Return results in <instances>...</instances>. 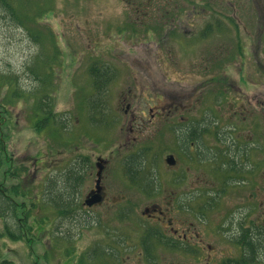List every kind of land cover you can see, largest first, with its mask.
I'll use <instances>...</instances> for the list:
<instances>
[{"label": "rangeland", "instance_id": "1", "mask_svg": "<svg viewBox=\"0 0 264 264\" xmlns=\"http://www.w3.org/2000/svg\"><path fill=\"white\" fill-rule=\"evenodd\" d=\"M234 4L233 11L226 0H0V185L9 194L10 188L20 182L26 195L16 198L24 207L23 211L17 210L20 222H6L12 232L20 229L22 239L12 241L0 236V262L146 264L138 256L144 229L153 227L164 234L160 223L141 215L150 203L167 209L175 226L192 223L203 244L209 241L216 249H227L222 236L213 230L219 220L216 223L211 218L224 210L208 211L205 196L214 179L209 177V143L227 136L235 141L253 138L262 142L261 174L255 175L262 177L264 214V0ZM208 25L211 32L202 37ZM201 54L226 63L239 58L251 63L258 59L262 64L260 112H255L258 107L253 85L238 81L243 70L230 68L228 74L248 96L251 106L248 112L237 113L229 121L227 110L231 116L233 109L223 106L216 114L221 119H215L209 113V85H205L209 74L199 75L192 67L201 63ZM94 63H111L118 69L108 97L101 98L102 105L107 102L108 110L124 106L119 102L122 96L139 97L140 107L146 109L154 105L159 90L188 97L184 105L192 111L185 114L189 122L204 121L208 126L198 136L199 146L177 152L170 143L174 141L172 132L154 121L146 125L134 123L132 134L120 129L121 117L110 128L98 123V109L90 108L97 105L90 104L95 95L89 75ZM33 65L42 66L48 75L40 84L31 74ZM7 78L17 79L16 91ZM44 94L50 96L55 113L48 127L37 123L33 105ZM137 105L134 99L131 108ZM255 121L260 124L254 130ZM209 122H218L219 128L209 126ZM126 137L140 142L121 144L120 150L118 144L107 143L125 141L122 139ZM75 146L79 152L74 151ZM109 149H114L112 162L118 166L126 155L143 151L141 172L148 180L153 175L160 186L161 192L156 195L131 194L130 221L114 220L107 208L86 210L80 205L84 193L94 185L95 155H107L105 151ZM169 154L176 160L173 167L164 161ZM72 156L89 159L84 162L87 178L76 195L77 207L69 208L66 215L59 214L53 204L45 201L44 190L53 188L48 195L62 190L63 172L76 162V158L71 162ZM118 166L115 169L119 172ZM15 172L21 175V181ZM122 184L117 181L118 190ZM245 187L240 190L243 197L253 191ZM168 193H174L176 199L172 201ZM183 199L184 206L179 208L178 202ZM168 201L172 202L167 204ZM229 201L237 200L230 194ZM122 205L118 201L117 206ZM2 230L0 224V234ZM157 251L158 264H197L193 256L177 258L161 247ZM111 252H117L116 258L110 257ZM230 254L216 255L209 264L213 260L222 264L227 259H238ZM256 264H264V254Z\"/></svg>", "mask_w": 264, "mask_h": 264}, {"label": "flooded vegetation", "instance_id": "2", "mask_svg": "<svg viewBox=\"0 0 264 264\" xmlns=\"http://www.w3.org/2000/svg\"><path fill=\"white\" fill-rule=\"evenodd\" d=\"M226 1L227 5L234 11V3L243 0ZM208 29L207 27L206 32L209 31ZM184 32L186 33V30H184ZM201 56V63L192 64V67H194V71L199 75L203 72L209 74V77L205 80V85H209V113L214 115L215 119H221V117H217L216 114L219 113L223 106H226L227 109L228 107L233 109L231 116L229 110H227L228 121L237 113L245 114L251 106L248 96L239 88L240 86H238L239 84L237 81L232 80L230 74H228L230 68L236 69L237 71L243 70V74L238 77V81L243 83L249 81V83L253 85L255 89L254 96L256 97V99L254 98L256 103L255 107H258V111L255 112H260L261 101L259 94L262 84L260 80L262 64L258 59L251 63L244 58H239L235 60L234 63H226L221 59L204 58L202 54ZM98 66L101 71H109L106 77V79H108L107 83L101 84V86L105 88L103 98H106L112 89L110 85L117 76L118 69L111 63H98ZM103 66H105V68H103ZM163 66L165 67V65ZM130 92L129 89V93ZM158 94L159 97L156 98L158 104L155 102L153 106H149L147 109L140 107V98H135L136 96L129 98L128 96H122L119 102L120 104L123 103L124 106L119 105L120 107L117 109L112 108L113 110H108L107 102L104 101V105L101 107L98 106L97 108L99 115L97 122L110 128L116 126L119 117H121L120 129L123 130L124 133L126 130L128 134H132L134 132V123L146 125L145 122L154 121L158 122L160 126H167L166 128L172 132L174 141H170V143L177 152H185L187 148L192 150L199 146V141L187 140L186 137L187 130L191 128L192 125L195 127L197 124V121L189 122L188 115L185 116L186 113H192L190 108L184 105L188 97L182 96L181 93L165 90H159ZM232 96L233 98H231ZM134 99L139 105L132 109L131 102ZM238 108H240V110H238ZM108 112L112 115L108 116ZM245 118L246 117H243V120ZM200 122L204 123V121ZM211 122H209V126L213 127L218 125V122H213V124L210 125ZM257 124L259 126L260 123L255 121L254 130L257 128ZM126 125L127 129H125ZM215 128L219 127L216 126ZM239 139H243V141L231 140L230 137L227 136L225 138H217L216 141H212L213 143H209V177L214 179L209 182V189L205 192L207 199L206 207L208 211L218 208L224 210L222 213H214L211 218L213 221L215 220L216 223H218L217 220H219L217 228L213 230L215 234H220L222 236L223 241L227 244V249H216V246L209 244V241L203 244L201 234L197 232V230H194V225L192 223H183L180 226H175L170 217V212L167 209H163L158 203H150L144 206L141 215L142 217L152 220L154 223H160L164 234L153 227L144 229L139 242L140 250L138 251V256L141 259L144 258L146 264H158L160 255L157 248L159 247L170 252L172 251L177 258H181L183 255L193 256L196 258L197 264H209V259H215L214 257L216 255L223 257L231 255L230 253L238 256V258H253L252 261L249 259V262H247L248 264L258 263L259 257L263 254L264 214L260 191L262 177L260 175L256 176L255 174H261L262 142L256 141V139L253 138ZM122 140L125 141H107V143L110 142L112 145H114V143L116 145L118 144V149L120 150L121 144L127 145L129 143L133 144L140 142L128 141L129 139L127 137ZM132 140H135V138ZM74 151L79 152L80 148L75 146ZM142 152L143 151L137 152L135 156H131L130 154L126 155L121 161L120 166L112 162L114 158V149H109L108 152L105 151L107 155H103L102 152H100L99 155H95L94 166L96 170L94 185L88 192L85 191L86 193H84L82 203L80 204L81 207L86 210L101 207L107 208L111 210L109 215H111L114 220L126 219L130 221L131 204L128 198L131 199V194L136 192L142 195H156L161 192L160 186L155 181V177L152 175L148 180L141 172ZM168 156L173 158V165L166 163V158ZM71 158H73L71 162L75 160V158L76 162L70 164L64 172L62 171L63 177L61 183V195L63 200H65L62 205L69 208L72 206L77 207V205H74L77 200L76 195L79 193V188L86 182L87 178V168L84 166V162L89 160L87 157L82 156H72ZM164 161L170 167L176 164L173 154L167 155ZM35 164H37V161H35ZM115 166L119 167V172L116 171ZM15 174L21 181V175L18 176V172H15ZM75 176H77L80 181L78 184H76ZM97 179L99 180V192L97 194L99 202L87 206L85 201L92 191L95 190ZM118 180L123 182L120 190L117 188ZM19 184L20 182L12 186L9 190V194L6 192L7 188L4 185H0L3 209L6 210L8 206L11 207L10 203L15 209L13 216L9 214L10 212L8 215L6 212L1 213L0 224L3 226V233L7 220L13 219L19 223L21 219L20 213L19 216H17V210H20L22 204L16 202V198H21ZM16 186H18L17 193ZM245 186L253 188V191H250V193L243 197L241 195L242 191L240 190L246 188ZM119 191H121V193ZM10 193L14 198L11 197ZM118 193H120L119 197ZM198 193L199 192L195 190L194 194L197 195ZM230 194H232L234 201L237 200L236 202L230 203ZM168 196L169 198L171 197L172 201L176 199L174 193H168ZM163 199L165 200L166 198L164 197ZM256 199L258 200L256 203L252 202ZM118 201L123 205L120 207L117 206ZM124 201L126 202L122 203ZM172 201H168L167 204H170ZM6 204L8 206H6ZM178 204L179 208L184 206V199L178 202ZM18 207L19 209H17ZM12 233L14 237H18L16 240L19 241L21 236L20 229H15ZM198 247L200 249H198ZM117 255V252H111L110 257L116 258L115 256ZM230 261L236 260L227 259V261H224L222 264H227ZM215 262L216 260H213L211 264H215ZM115 264H117V261H115Z\"/></svg>", "mask_w": 264, "mask_h": 264}, {"label": "trees", "instance_id": "3", "mask_svg": "<svg viewBox=\"0 0 264 264\" xmlns=\"http://www.w3.org/2000/svg\"><path fill=\"white\" fill-rule=\"evenodd\" d=\"M4 4L9 10H11L8 3H4ZM141 27H144V25L143 26L141 25ZM207 27L209 28V25ZM207 27H205L203 29L204 33L201 34L202 37H204L205 33L208 34V32H209V31L206 32ZM237 38H238V36H237ZM53 48H55V47H53ZM34 66L35 65H33V68L31 69V72H32L31 74H33L36 81L40 84L41 81H43V79L46 80L48 78V75L46 74L45 69L42 68V66H40V65H38L37 67H34ZM103 68H105V66H103ZM108 73H109V71L107 72L106 70L105 71L99 70L98 63H94L91 65L89 75H91V78H92V85L94 88V94L95 95L91 96L93 98H92V101L90 100L91 101L90 104L95 103L97 105L99 104V106H102L101 98L103 97V92H104L105 88L103 86H101V84L107 83L108 79H106V77L108 76ZM40 75H41V77H40ZM7 79L9 81V84L11 85L10 87L13 89V91H16L17 88L14 86V84H16L17 79L16 78H12V80L9 78H7ZM14 93H16V92H14ZM33 105L35 108L34 112L36 113V119H38L37 123L39 122V124H41L42 127H48L51 124L50 122H53V120L55 118V113H54V111H52V102L50 100V96L47 94H44L43 96H41L39 98V100H36ZM97 105L95 107H93V105H90V108L92 107L91 111H92V109H93V111H96L98 108ZM91 118H93V116H91ZM92 120H94V119H92ZM207 127L208 126L205 123H201L200 121H198L195 127H193V125H192V127L187 130V132H186L187 140H191V141L196 140L197 141L199 134L202 133ZM39 129H42V128H39ZM135 164H136V162H135ZM75 181H76V184H78V182H80L78 180L77 176H75ZM53 186H55V185H53ZM17 189H18V186H16V193H17ZM51 189H53V188H50V189L48 188V189L44 190L46 192V194L44 195L45 201L50 203V204H53V207L58 211L59 214L65 213V215H66L67 214L66 212L69 209V207H65L62 205V204H64V201H65V200H63V197L61 195L62 192L61 191H54V193H50V195H48L47 193H49L51 191ZM20 194H21V198L26 197L24 189L20 188ZM6 206H8V205L6 204ZM10 206L11 207L8 206V208L6 209L8 211L3 209V204L1 201V192H0V217H1L2 212H6L7 215L10 212L9 214H11L13 216L15 209L11 203H10ZM23 209H24V207L21 205V211H23ZM25 216L28 217V214H26ZM263 235H264V233H263ZM0 236H3V237L7 236L12 241L18 239V237H14V235H13V233L10 230L8 225H5V231H4V233L2 232L0 234ZM20 239H22V236H20ZM263 254H264V244H263ZM249 259L250 258H238V259H236V261H230L227 264H248L247 262H249ZM250 260L252 261L253 258H251ZM0 264H13V263L9 260H2L0 262ZM250 264H254V263H250Z\"/></svg>", "mask_w": 264, "mask_h": 264}, {"label": "water", "instance_id": "4", "mask_svg": "<svg viewBox=\"0 0 264 264\" xmlns=\"http://www.w3.org/2000/svg\"><path fill=\"white\" fill-rule=\"evenodd\" d=\"M166 163L169 164V165H173L174 164L173 158L171 156H168L166 158ZM98 182H99V180L97 179L96 180L95 190L92 191V193L90 194V196L88 197V199H86V201H85V204L87 206H91V205L96 204V203L99 202V198L97 196V194L99 192V190H98Z\"/></svg>", "mask_w": 264, "mask_h": 264}]
</instances>
